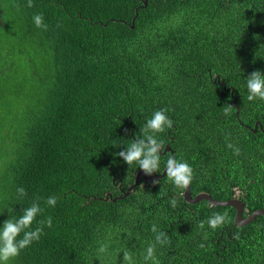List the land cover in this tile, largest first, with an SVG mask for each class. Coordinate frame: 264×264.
<instances>
[{
	"label": "trees",
	"instance_id": "1",
	"mask_svg": "<svg viewBox=\"0 0 264 264\" xmlns=\"http://www.w3.org/2000/svg\"><path fill=\"white\" fill-rule=\"evenodd\" d=\"M143 1L0 0V230L32 204L27 230L52 218L7 264H123L124 251L153 264L150 243L158 264H264V216L234 227L232 207L184 202L167 174L112 202L143 171L116 153L167 109L172 127L153 135L193 169L191 196L264 209V101L246 88L264 76V0ZM157 154L146 178L166 168ZM213 213H227L216 229Z\"/></svg>",
	"mask_w": 264,
	"mask_h": 264
},
{
	"label": "clouds",
	"instance_id": "2",
	"mask_svg": "<svg viewBox=\"0 0 264 264\" xmlns=\"http://www.w3.org/2000/svg\"><path fill=\"white\" fill-rule=\"evenodd\" d=\"M28 7H32V0H28ZM33 21L38 28H47V25L43 23V16L41 14L34 15ZM246 88H247V99L249 101H254L256 99L264 101V76L257 70L254 71L250 77L246 78ZM233 107L228 106L224 109V114H230ZM167 109H160L153 112L151 118L146 121L145 126L140 130L143 138L135 139L128 145L125 151H120L116 153L117 156L123 157V161L127 164L138 163L139 169L146 173H151L156 171L159 167V155L157 154V149L161 151L164 149L162 141H158L154 133L163 132L165 128L172 127L171 119L166 115ZM261 124V123H260ZM262 127V126H261ZM152 133V134H150ZM145 140L147 143H145ZM229 148H233L234 154L239 155V149L234 148V146L229 143L227 145ZM166 174L169 180L179 188H187L190 186L193 179V169L187 162H178L174 156L169 157L166 161ZM156 183V181H153ZM18 193L23 196L26 195L23 188L17 189ZM55 197H50L47 200V204L50 206H55ZM172 205L175 206V200L172 201ZM41 212V208L38 204H32L30 207L24 208L22 214L19 218L6 219L3 222V228L0 230V261L3 264L18 256L20 251L28 247L33 241L38 240L42 234L43 225L47 224L51 227L52 218L48 217L45 221H40L35 230H27L31 228L32 222L35 220L37 213ZM227 221V213H213L207 220V224L210 228L216 229ZM204 222H200V228L203 229ZM152 231L157 232L155 225H152ZM23 232V237L17 240V236ZM164 235L160 232L156 235L155 240L158 244H164L168 242L166 240H161L160 237ZM207 235L205 234V239ZM200 247H204L203 244ZM103 251V249H101ZM155 244H149L146 249V255L144 259L152 260L153 264H158L155 259ZM132 257L128 251L123 253V264H128V261Z\"/></svg>",
	"mask_w": 264,
	"mask_h": 264
},
{
	"label": "water",
	"instance_id": "3",
	"mask_svg": "<svg viewBox=\"0 0 264 264\" xmlns=\"http://www.w3.org/2000/svg\"><path fill=\"white\" fill-rule=\"evenodd\" d=\"M148 3V0L143 1V7H145ZM137 12V10H136ZM232 93V91H231ZM239 110H237L236 114H238ZM259 127L261 128V124L258 122ZM257 130V124L254 125L253 132L255 133ZM264 132V130H263ZM157 152L160 155H164L165 153L169 152L170 157H172V150L166 145L165 148L161 151L160 149H157ZM166 175V168L163 170L161 175L153 176L151 178H146V175L143 171H139L136 174L135 181L132 185L128 186V188L123 192L122 196L112 198V202H116L117 200L125 199L129 196L132 189L136 188L139 184L140 178H143L147 182H152L157 179H162ZM183 200L186 203L194 204L201 201H207L212 206H229L232 207L235 210V217H234V227H244L246 225L251 224L256 218L259 216H264V209H258L254 212H252L249 216L244 217L243 211H244V205L243 203L238 200L237 198H232L230 200L226 201H217L214 200L208 193L206 192H200L196 194L194 197L191 196L190 192V186L187 188H184V192L182 194ZM109 195L106 196L104 200H108Z\"/></svg>",
	"mask_w": 264,
	"mask_h": 264
},
{
	"label": "flooded vegetation",
	"instance_id": "4",
	"mask_svg": "<svg viewBox=\"0 0 264 264\" xmlns=\"http://www.w3.org/2000/svg\"><path fill=\"white\" fill-rule=\"evenodd\" d=\"M258 122L261 123V121H259V120L254 123V125L257 124V130L260 129ZM261 125H262V123H261ZM253 128L254 127L251 128L252 131H253ZM261 129H262V127H261Z\"/></svg>",
	"mask_w": 264,
	"mask_h": 264
}]
</instances>
